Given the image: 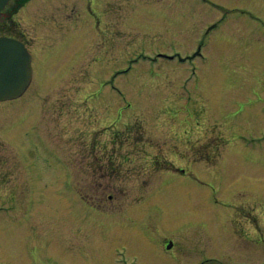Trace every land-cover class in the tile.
<instances>
[{"label":"rangeland","instance_id":"rangeland-1","mask_svg":"<svg viewBox=\"0 0 264 264\" xmlns=\"http://www.w3.org/2000/svg\"><path fill=\"white\" fill-rule=\"evenodd\" d=\"M23 1L2 19L35 61L0 103V264H239L264 229V0ZM195 37L205 61L158 57Z\"/></svg>","mask_w":264,"mask_h":264},{"label":"water","instance_id":"water-1","mask_svg":"<svg viewBox=\"0 0 264 264\" xmlns=\"http://www.w3.org/2000/svg\"><path fill=\"white\" fill-rule=\"evenodd\" d=\"M9 0H0L2 10ZM32 57L25 45L10 37H0V101L24 94L32 81Z\"/></svg>","mask_w":264,"mask_h":264},{"label":"flooded vegetation","instance_id":"flooded-vegetation-1","mask_svg":"<svg viewBox=\"0 0 264 264\" xmlns=\"http://www.w3.org/2000/svg\"><path fill=\"white\" fill-rule=\"evenodd\" d=\"M158 221L160 222V226L164 228L163 225H165V220L161 218ZM262 224H263L262 222H259L258 225H256L257 228L256 233L253 230L254 234L249 236L245 240V244L247 248L241 251L240 254L242 260H238L240 261L239 264H264V257L262 258V256H264V229L261 228ZM170 227H172V223ZM174 230L176 229L173 228V231ZM193 239H194L193 237H190L187 240H183L181 237H177V236L176 238H172V237L166 238V236H161V240H158V243H161L160 246L163 248V251L166 250L167 252H172V254L178 255L182 258L183 257L182 252H184L185 249H187L188 245H189L188 248H191L193 246L191 245L194 243ZM196 253H199V251H197ZM226 257H228V255H226ZM184 258L185 256L183 257V259ZM183 259H181V262H185L183 261ZM208 261L209 260H206L203 263H206Z\"/></svg>","mask_w":264,"mask_h":264},{"label":"trees","instance_id":"trees-1","mask_svg":"<svg viewBox=\"0 0 264 264\" xmlns=\"http://www.w3.org/2000/svg\"><path fill=\"white\" fill-rule=\"evenodd\" d=\"M5 22H6V21H4V23H5ZM4 23L2 22V23L0 24V33L5 32V31H4V28H3V26H2ZM5 25H6V27H8L9 23H7V24L5 23Z\"/></svg>","mask_w":264,"mask_h":264},{"label":"bare ground","instance_id":"bare-ground-1","mask_svg":"<svg viewBox=\"0 0 264 264\" xmlns=\"http://www.w3.org/2000/svg\"><path fill=\"white\" fill-rule=\"evenodd\" d=\"M246 45H247V44L245 43L244 46H246ZM38 216H39L38 218L41 219V216H40V215H38ZM41 222H42V219H41ZM43 222H46V221H43ZM43 226H45V223H43ZM46 235H47L46 233H45V234H42V237H43V238H46ZM42 241H43V240H42Z\"/></svg>","mask_w":264,"mask_h":264}]
</instances>
